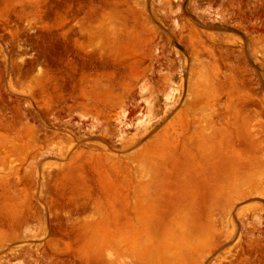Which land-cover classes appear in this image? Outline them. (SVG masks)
Listing matches in <instances>:
<instances>
[{
  "label": "rangeland",
  "instance_id": "1",
  "mask_svg": "<svg viewBox=\"0 0 264 264\" xmlns=\"http://www.w3.org/2000/svg\"><path fill=\"white\" fill-rule=\"evenodd\" d=\"M0 264H264V0H0Z\"/></svg>",
  "mask_w": 264,
  "mask_h": 264
},
{
  "label": "bare ground",
  "instance_id": "2",
  "mask_svg": "<svg viewBox=\"0 0 264 264\" xmlns=\"http://www.w3.org/2000/svg\"><path fill=\"white\" fill-rule=\"evenodd\" d=\"M145 82V81H144ZM191 93V92H190ZM175 98H176V96H175ZM199 100V99H198ZM148 103H149V101H148ZM149 105V104H148ZM146 116V115H145ZM164 116V115H163ZM145 118V117H144ZM140 122V121H139ZM201 122V121H200ZM188 123V122H187ZM121 124V123H120ZM126 124V123H125ZM143 125V124H142ZM196 125V124H195ZM122 127V126H121ZM140 127H141V125H140ZM192 127V126H191ZM119 128V127H118ZM195 128V127H194ZM172 130V129H171ZM118 131H119V129H118ZM165 132V131H164ZM167 134V133H166ZM183 136V135H182ZM187 137V136H186ZM180 139H182V138H180ZM167 144V143H166ZM174 158V157H173ZM150 163V162H149ZM151 165V164H150ZM153 166V165H152ZM151 167V166H150ZM138 168V167H137ZM152 170V169H151ZM153 172H154V170H153ZM142 174H144L145 175V173H142ZM141 174V175H142ZM156 175V174H155ZM143 176V175H142ZM144 177V176H143ZM142 177V178H143ZM150 179V178H149ZM141 187V186H140ZM136 200V199H135ZM155 213V212H154ZM158 213V212H157ZM151 216V215H150ZM174 224V223H173ZM167 234H168V232H167ZM163 235V234H162ZM173 236V235H172ZM178 236H180V235H178ZM169 238V237H168ZM176 238V237H175ZM181 238V237H180ZM190 238V237H189ZM157 240H158V236H157ZM156 240V241H157ZM177 240V239H176ZM170 241V240H169ZM186 242V241H185ZM187 244V243H186ZM163 245V244H162ZM174 246V245H173ZM177 247V246H176ZM173 248V247H172ZM164 249V248H163ZM187 249V248H186ZM188 250H190V249H188ZM158 251V250H157ZM159 253V252H158ZM169 253V252H168ZM160 255V254H159ZM166 255V254H165ZM158 256V255H157ZM111 255L110 254H107L106 255V259H107V261H109V262H112V259H111ZM167 257H165V259H166ZM178 258V257H177ZM176 263V262H175Z\"/></svg>",
  "mask_w": 264,
  "mask_h": 264
}]
</instances>
